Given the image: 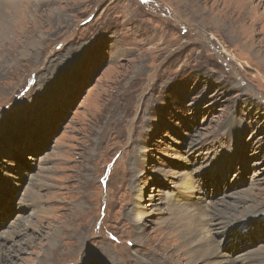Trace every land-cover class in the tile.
Returning <instances> with one entry per match:
<instances>
[{
	"label": "rangeland",
	"instance_id": "obj_1",
	"mask_svg": "<svg viewBox=\"0 0 264 264\" xmlns=\"http://www.w3.org/2000/svg\"><path fill=\"white\" fill-rule=\"evenodd\" d=\"M177 1L0 5V234L35 227L6 264H179L187 173L239 198L224 252L264 248V0Z\"/></svg>",
	"mask_w": 264,
	"mask_h": 264
},
{
	"label": "bare ground",
	"instance_id": "obj_2",
	"mask_svg": "<svg viewBox=\"0 0 264 264\" xmlns=\"http://www.w3.org/2000/svg\"><path fill=\"white\" fill-rule=\"evenodd\" d=\"M182 1H187V0H180V2ZM8 2L9 0L8 1L0 0L1 7L8 5ZM22 11L26 12L25 9H23ZM10 17L5 16L4 18H6V21H7L9 20ZM214 19H217V18L214 17L213 20ZM7 24L8 25H6L3 21L0 23V30L5 33L3 40H6L10 35L11 36L13 35L11 34V30H10V22ZM231 32H234V31L231 30ZM17 34H18V31L14 33L15 35L14 40H16V37H18ZM23 35L26 38H28L31 35V32L28 29L26 33ZM14 40L12 41V43L14 44H11L12 47L10 46L11 47L10 53L14 52V50L17 48L16 44L17 43L19 44V41H20V40H17V41H14ZM186 176H189V178H191L190 180L192 183L184 180ZM182 180H183V184L176 187L174 191V197H173L174 198L173 199L174 200L173 210H176V208L179 209L180 216H177L173 220H176V221L182 220L181 223H183V226L180 225L182 226V229H181L178 225H175L174 223L171 222L169 223L168 232L166 233L167 238H171L173 239L174 242H178L177 245H178L179 250H178L177 257L179 256L181 260L179 264H185V263L186 264H264V248L254 251V250H251V248L249 247L246 248L242 246L241 250L236 249V250L231 251V253H228L222 250V246L217 240V236L219 234L220 229L225 228L226 230L229 226L232 225L231 227H233L234 225L238 224L237 222L239 221L233 220L234 225L230 223L227 225L228 222L232 221V216L230 218L227 216H229L228 209H232L236 207V205L234 204V201L233 202L228 201L229 197H233L234 200L239 199V198H235L233 194L230 193V194H224L222 198L218 201L208 200L206 202L205 198L203 197V194L201 193V189L195 185V179L193 178V176L191 177L190 173L183 175ZM27 191L34 192L32 189L27 190ZM39 204L40 203H36V205H39ZM221 204H224L225 206L223 207ZM182 205H185L186 208H184V206ZM173 210H171L170 208L163 209L159 213L160 214L159 216H163L161 218V221L163 220V218H165L164 216L166 215V213H169L170 211L173 212ZM146 213H147L146 208H143L142 206H139L137 208L135 207V209L132 210L133 216L135 214L134 217H135V222H137V224L144 218ZM222 219H225V220H222ZM42 221H46V220L42 219ZM243 224H246V223H242L241 225ZM251 224L252 223L250 222L247 223L246 227H248V229L246 230L253 229ZM28 228L35 229L33 225H28L27 228L13 227L9 232H4L5 235L0 234V264H6L7 262H12L15 257L18 258V254L20 253L21 246L18 244L16 239L27 234ZM185 230L189 231L190 233L189 234L186 233ZM236 231L239 232L241 230H236ZM248 232H251V231H248ZM48 241L50 245L53 246L55 249L53 240L48 239ZM236 252H237V255H234V253ZM166 256L168 259L162 258L158 254H154L153 258L149 259V263L150 264H171V261H172L173 262L172 264H176L175 260L174 261L172 260L173 257L171 255H166ZM183 259L186 260L185 263L182 262ZM48 262L49 261L46 258H42L41 260H39L38 263L39 264H49Z\"/></svg>",
	"mask_w": 264,
	"mask_h": 264
}]
</instances>
